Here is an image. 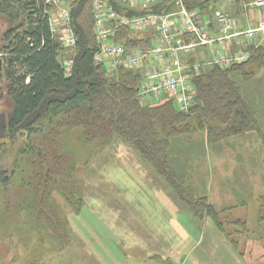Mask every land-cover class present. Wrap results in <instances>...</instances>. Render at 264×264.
<instances>
[{
    "label": "rangeland",
    "instance_id": "obj_1",
    "mask_svg": "<svg viewBox=\"0 0 264 264\" xmlns=\"http://www.w3.org/2000/svg\"><path fill=\"white\" fill-rule=\"evenodd\" d=\"M70 1L65 0L66 5ZM255 1L217 0L210 12L197 11L206 15L219 9L240 26L252 27L262 10L252 6ZM105 3L120 13L133 11V16L161 13L167 5L166 0H154L141 10L124 0ZM7 25L0 15V117L11 107L1 49ZM122 28L128 31L124 38L138 40L133 47L149 50L161 41L154 26L121 25L117 31ZM252 44L264 45V31L254 40H241L239 46L246 50ZM206 51L179 55L186 64L201 63L188 76L193 95L192 74L216 66L211 63L213 53ZM153 64L154 60L147 63ZM243 64L232 71L233 79L254 107L261 131L213 142L205 129H196L171 139L170 165L187 199L180 198L157 169L117 134L94 147L83 142L75 128L62 143L65 158L59 159L39 157L35 150L42 149L39 145L50 149L46 136L54 131L51 121L31 137L32 148L24 132L0 138V173L8 177V183L0 185V219H4L0 264H264V68ZM145 69L132 70L143 74ZM244 71L254 73L246 76ZM139 90L136 96L142 106L170 100L177 105L167 92L142 98ZM205 204L212 207L214 217L206 209L203 212Z\"/></svg>",
    "mask_w": 264,
    "mask_h": 264
},
{
    "label": "trees",
    "instance_id": "obj_2",
    "mask_svg": "<svg viewBox=\"0 0 264 264\" xmlns=\"http://www.w3.org/2000/svg\"><path fill=\"white\" fill-rule=\"evenodd\" d=\"M91 1L67 3L77 42L72 49H66L50 30L48 11L53 10L52 5L44 0H0V15L8 22L1 49L5 53L4 70L11 103L9 113L0 117V138H14L24 132L32 148L31 137L41 134L45 122L51 121L54 131L46 136L51 141L50 149L39 145L42 149L35 150L39 157L65 158L62 143L75 128L79 129L81 140L94 147L117 134L157 169L180 198H186L170 165L171 139L199 129H205L213 142L261 131L254 107L233 79L232 71L243 63L227 69L213 66L198 75L192 74L196 91L188 112L177 110L172 100L155 107L142 106L136 96L142 82L140 72L123 68L108 72L93 61L97 43ZM166 1L164 10L168 11L174 4L172 0ZM230 1L242 4L252 0ZM185 3L189 8H209L210 12V6L217 0H185ZM156 5L154 10L159 11ZM124 31L128 34L122 28L114 39L128 46L137 45L138 40L124 38ZM246 50L250 52L246 62L263 69L264 45L252 44ZM67 57L73 58L69 75L63 64ZM244 73L249 76L254 72ZM7 183L8 177L0 173V185ZM202 209L215 216L211 206L205 204ZM3 223L4 219H0V230Z\"/></svg>",
    "mask_w": 264,
    "mask_h": 264
},
{
    "label": "built area",
    "instance_id": "obj_3",
    "mask_svg": "<svg viewBox=\"0 0 264 264\" xmlns=\"http://www.w3.org/2000/svg\"><path fill=\"white\" fill-rule=\"evenodd\" d=\"M122 1V0H120ZM131 8L143 9L154 0H124ZM52 5L48 11L49 26L52 34L66 49H72L77 38L72 25L70 10L65 0H44ZM177 11L146 12L143 15H130L107 7L105 0H93V33L97 49L93 61L109 71L118 69H138L143 71V82L139 88L141 96L154 95L160 91L169 93L176 102L177 109L188 111L193 104V92L187 86L191 70H198V62L186 64L179 58L181 52L205 49L213 53L211 63L218 67H230L249 59L250 52L240 48L241 40H254L259 32L264 31V0H256L252 6L261 11L257 22L252 27H242L226 12L216 9L211 14L200 15L195 8H189L185 0H172ZM121 25L146 28L154 26L161 41L142 50L114 39L117 28ZM189 41L185 42L184 38ZM254 38V39H253ZM235 45V46H234ZM217 48L223 51H215ZM230 49V50H229ZM150 58V59H149ZM154 60L153 65H147ZM205 63L208 64L206 60ZM66 75L73 66V58L63 61Z\"/></svg>",
    "mask_w": 264,
    "mask_h": 264
},
{
    "label": "crops",
    "instance_id": "obj_4",
    "mask_svg": "<svg viewBox=\"0 0 264 264\" xmlns=\"http://www.w3.org/2000/svg\"><path fill=\"white\" fill-rule=\"evenodd\" d=\"M238 25H240V24H238ZM241 26H243V25H241ZM244 27H247V26H244ZM235 46V45H234ZM109 180L110 181H113L114 179H112V178H109Z\"/></svg>",
    "mask_w": 264,
    "mask_h": 264
}]
</instances>
